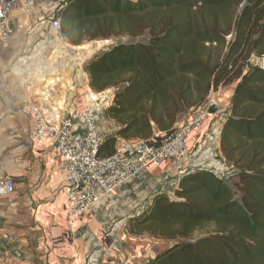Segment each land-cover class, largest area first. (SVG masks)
Listing matches in <instances>:
<instances>
[{
    "label": "trees",
    "instance_id": "trees-1",
    "mask_svg": "<svg viewBox=\"0 0 264 264\" xmlns=\"http://www.w3.org/2000/svg\"><path fill=\"white\" fill-rule=\"evenodd\" d=\"M54 17L72 45L129 39L82 62L93 92L113 90L101 117L114 131L100 157L117 139L156 144L211 92L233 86L218 147L239 196L210 171L182 173L173 198L156 194L127 221L176 240L142 264H264V68L250 62L264 58V0H62Z\"/></svg>",
    "mask_w": 264,
    "mask_h": 264
},
{
    "label": "crops",
    "instance_id": "crops-1",
    "mask_svg": "<svg viewBox=\"0 0 264 264\" xmlns=\"http://www.w3.org/2000/svg\"><path fill=\"white\" fill-rule=\"evenodd\" d=\"M43 34L37 26L0 40V179L13 180L15 187L11 196L0 197V264H142L157 250L140 260L148 249L136 240L127 248L124 225L154 195L173 197L182 173L202 169L220 177L218 139L225 115L213 119L212 111L188 135L183 158L145 168L135 182L128 180L103 197L92 213L68 221L61 157L52 147L33 142L35 125L27 108H38L57 124L67 114L76 116L85 104L101 116L107 104L102 105L105 91L93 92L82 68L94 46L72 45L62 36L46 44ZM145 188L154 191L131 212Z\"/></svg>",
    "mask_w": 264,
    "mask_h": 264
},
{
    "label": "built area",
    "instance_id": "built-area-1",
    "mask_svg": "<svg viewBox=\"0 0 264 264\" xmlns=\"http://www.w3.org/2000/svg\"><path fill=\"white\" fill-rule=\"evenodd\" d=\"M37 26L44 28L46 44L61 37L59 19L45 12L37 0H0V40L21 29L31 31ZM218 93L211 92L191 119L161 142L117 139L114 152L104 157L98 155L103 137L89 104L76 116H63L57 124L50 123L38 108L28 107L35 125L33 142L52 147L61 157L59 170L65 179L66 219L70 221L78 215L92 213L103 197L137 177L145 168L161 167L165 161L183 158L188 135L203 125L211 108L218 106ZM14 190L13 180L0 179V197H9Z\"/></svg>",
    "mask_w": 264,
    "mask_h": 264
},
{
    "label": "rangeland",
    "instance_id": "rangeland-1",
    "mask_svg": "<svg viewBox=\"0 0 264 264\" xmlns=\"http://www.w3.org/2000/svg\"><path fill=\"white\" fill-rule=\"evenodd\" d=\"M132 1H135V0H132ZM61 2H62V0H52V1H45V2H40V3H41V6H42V8L44 9L45 12H48L51 15H54L57 6ZM147 37L148 36L145 33L143 36L138 37L135 40H138V41H141V42H145L147 40ZM128 40L129 39L127 37L119 36V37H110L108 39H102V40L83 41L82 43H84V44L91 43L94 46L93 51L90 52V55H91L92 53L96 52L97 50H99L101 48L107 47V46H109L111 44H114V43H117L119 41H128ZM82 43H81V45H82ZM262 59H258V58H256V57L253 56V57H251L250 62L252 64H258L259 65V64H261V60ZM232 89H233V86H226V87H220L217 90L219 92L218 93V106H216V108H213L214 109L213 110L214 112L212 114L209 111V113L207 114L206 119L209 117L210 114H211L210 117H213V119L214 118L218 119L220 117L221 118L224 117V115H225V113L227 111V107L229 105L230 94L232 92ZM111 92L113 94V90L112 89H108L107 91H105L103 93V96H105V97L103 99L102 105L109 103V101H110V99L112 97V95H110ZM77 111L78 110H76V112ZM94 117L96 119V123H97L98 129H99L100 133L102 134V137L104 135H106L107 133H110L114 129L113 123L111 121L104 120L101 116H99L95 112H94ZM187 120H188V114L187 115H183L181 117V119H180V123L179 124H181L183 122H186ZM220 155H221V153H220ZM218 157H219V155H218ZM220 157H221V160H222V162H220L221 165L219 166V171H218L220 173V177L231 188V190L233 191L235 197H238L239 194L235 190L234 186L232 185V181L234 179L233 180L232 179H229L231 177V175H233L236 172V170H235V168L230 163H228L224 159L223 155H221ZM155 168H158V167H155ZM132 181L135 182L136 181V178H133ZM154 186H156V184ZM153 191H154V189L153 190L152 189L148 190L147 188H145L143 190H139L137 196L135 197V200L133 202V205L131 207V208H133V210L131 212H134L135 210L141 208L143 206L142 204L146 200H148V198L151 196V193ZM171 198H173V197H171ZM143 207L140 209V211L143 209ZM124 232H125L124 235H125V238H126V239L125 238L124 239L126 240L127 248L130 249V245L131 246H135L133 244V241L136 240L137 243L139 244V247H142V248L145 247L146 249H148L146 251L147 254L141 256L140 257L141 258L140 260L147 258L148 255L150 256V253L152 254L153 251H155V250L160 251L164 247L168 246L170 243L176 241V240H162V239L152 238L151 236H149L146 233H140V234H138V229H135V228L130 227V225L128 223H126L124 225ZM131 240H132V242H129ZM157 251H155V252H157Z\"/></svg>",
    "mask_w": 264,
    "mask_h": 264
},
{
    "label": "water",
    "instance_id": "water-1",
    "mask_svg": "<svg viewBox=\"0 0 264 264\" xmlns=\"http://www.w3.org/2000/svg\"><path fill=\"white\" fill-rule=\"evenodd\" d=\"M261 66L264 68V58L261 60Z\"/></svg>",
    "mask_w": 264,
    "mask_h": 264
}]
</instances>
